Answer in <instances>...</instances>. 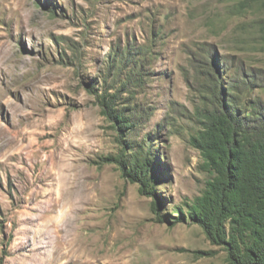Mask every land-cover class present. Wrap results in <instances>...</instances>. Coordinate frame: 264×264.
Listing matches in <instances>:
<instances>
[{"label": "rangeland", "instance_id": "374dc122", "mask_svg": "<svg viewBox=\"0 0 264 264\" xmlns=\"http://www.w3.org/2000/svg\"><path fill=\"white\" fill-rule=\"evenodd\" d=\"M218 96L264 112V0H0V264H231L152 207L204 189L191 138ZM129 149L156 196L108 160Z\"/></svg>", "mask_w": 264, "mask_h": 264}, {"label": "trees", "instance_id": "16d2710c", "mask_svg": "<svg viewBox=\"0 0 264 264\" xmlns=\"http://www.w3.org/2000/svg\"><path fill=\"white\" fill-rule=\"evenodd\" d=\"M216 99L191 138L201 153V170L210 174L204 189L175 213L161 215L160 200L152 207L161 222L201 226L213 244L225 248L231 264H264V112L241 111L233 100ZM101 105L121 139L135 129L133 118L105 95ZM108 160L117 162L142 194L157 195L150 152L122 150Z\"/></svg>", "mask_w": 264, "mask_h": 264}, {"label": "bare ground", "instance_id": "6f19581e", "mask_svg": "<svg viewBox=\"0 0 264 264\" xmlns=\"http://www.w3.org/2000/svg\"><path fill=\"white\" fill-rule=\"evenodd\" d=\"M25 116H26V115H25ZM27 127H28V126H27ZM17 133H18V132H17ZM7 146H8V145H7ZM51 191H52V190H51ZM53 191H54V190H53ZM55 191H56V190H55ZM50 194H51V193H50ZM50 194H49V195H50ZM54 194H55V193H54ZM51 196H52V195H51ZM53 196H54V195H53Z\"/></svg>", "mask_w": 264, "mask_h": 264}]
</instances>
